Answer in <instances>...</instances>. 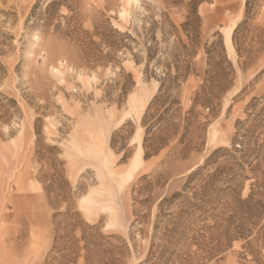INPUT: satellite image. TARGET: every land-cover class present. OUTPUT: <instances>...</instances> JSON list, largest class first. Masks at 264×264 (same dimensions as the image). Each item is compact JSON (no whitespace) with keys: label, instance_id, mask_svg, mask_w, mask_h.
Wrapping results in <instances>:
<instances>
[{"label":"rangeland","instance_id":"rangeland-1","mask_svg":"<svg viewBox=\"0 0 264 264\" xmlns=\"http://www.w3.org/2000/svg\"><path fill=\"white\" fill-rule=\"evenodd\" d=\"M0 264H264V0H0Z\"/></svg>","mask_w":264,"mask_h":264},{"label":"bare ground","instance_id":"bare-ground-1","mask_svg":"<svg viewBox=\"0 0 264 264\" xmlns=\"http://www.w3.org/2000/svg\"><path fill=\"white\" fill-rule=\"evenodd\" d=\"M135 104V103H134ZM136 108V107H135ZM132 109V108H131ZM220 134V133H219ZM219 137V136H218ZM221 141V140H220ZM133 165V164H132ZM95 195V194H94ZM102 196V195H101ZM108 197V196H107ZM84 199V201L87 203L86 205H88V204H93V205H95L97 202L96 201H94V200H92V199H90V198H87V197H85V198H83ZM99 203H101V202H99ZM103 204V203H102ZM107 209V208H106ZM35 247V246H34ZM35 249H36V247H35ZM38 249V248H37ZM33 252H34V249H33Z\"/></svg>","mask_w":264,"mask_h":264}]
</instances>
